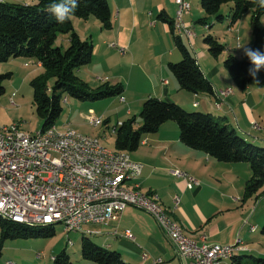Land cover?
Returning <instances> with one entry per match:
<instances>
[{"label":"crops","instance_id":"obj_1","mask_svg":"<svg viewBox=\"0 0 264 264\" xmlns=\"http://www.w3.org/2000/svg\"><path fill=\"white\" fill-rule=\"evenodd\" d=\"M107 2L112 28L105 31L99 23L98 43L93 44L92 37H82L75 27V23L80 21L72 18L76 33L82 40L91 41L94 47L91 63L76 74L88 84L95 80L100 84L107 82L123 86L124 93L119 97L122 108H117L115 114L117 123L128 120L134 111L140 113L144 100L153 97L173 102L188 112L225 117L245 140L254 143L258 139L254 136L258 131L253 129L252 124L263 110L264 89L253 82L245 91L238 89L219 64H211L212 60L202 46L199 50L195 49L197 35L193 40L185 36L192 40L193 56L212 84L214 94H193L180 89L169 72L168 64L177 63L181 56L177 55L169 25L157 17L163 11L170 20H175V0ZM169 2L170 7L167 6ZM24 4L34 5L36 1L26 0ZM197 14L199 18L204 17L201 8ZM182 21L192 30L191 24L195 19L190 12L182 16ZM142 31L147 33L144 35ZM181 34L179 36L183 41ZM61 38L67 46L68 35H61ZM143 42L147 45L153 43L152 48L146 49L149 46L142 45ZM33 65L34 70L29 74L43 71L39 62L37 66ZM144 86L146 90L141 92L139 89ZM226 90L228 94L222 95L221 92ZM86 108L89 113L93 111L90 105ZM126 154L142 166L140 190L157 199L170 219L181 227L185 237L199 245H235L239 242L244 246V251L223 264H245L246 256L264 259V210L257 211L259 205L253 206L252 198L242 202L245 183L251 176L248 164L217 162L202 151L188 148L181 143L178 126L172 121L164 123L156 133L143 136L133 155ZM173 170L193 178L196 184L188 188L187 180L172 175ZM175 197L179 199L176 207L173 203ZM102 226V229L86 230L83 234L97 245L118 252L127 263L153 264L160 259V264H183L153 217L141 209L127 207L114 220ZM124 231H129L134 240L125 239L122 236ZM143 253L147 255L145 260L141 258Z\"/></svg>","mask_w":264,"mask_h":264},{"label":"trees","instance_id":"obj_2","mask_svg":"<svg viewBox=\"0 0 264 264\" xmlns=\"http://www.w3.org/2000/svg\"><path fill=\"white\" fill-rule=\"evenodd\" d=\"M34 5L0 1V64L10 59H35L42 67V73L30 81L32 104L36 115L42 120L41 132L50 130L62 113V103L66 97L79 102H96L120 97L124 88L121 84L103 83L92 89L78 76L77 71L88 66L93 58V44L82 40L73 27L72 19L64 24L56 21L47 5L53 0H35ZM232 4V22L248 12L253 37V49L264 52V9L255 6L253 0H200V8L206 17L197 23L208 26V17L221 22L219 14L222 5ZM90 16L99 21L101 29L112 28V16L107 0H79V7L73 18L86 20ZM167 23L173 35L174 45L181 59L169 63L168 70L176 79L180 89L193 94L213 95V87L204 76L193 54L175 32L174 22L165 12L157 17ZM177 34V35H176ZM61 35H68V45L64 48L55 42ZM209 53L217 57L225 51L217 39L211 35L203 38ZM235 86L245 91L253 82L264 89V68L257 73L258 84L248 74L250 63L246 57L227 56L223 62ZM11 73L0 75V97L4 94L2 82L10 80ZM53 84L48 92V82ZM141 125L136 129L135 118L120 123L115 129L114 148L121 153L135 152L143 136L156 133L166 122L177 124L182 144L199 150L221 163H246L251 176L245 183L242 202L257 199L264 186V148L245 140L228 123L225 117L213 116L202 112H188L179 105L149 97L142 103L139 113ZM107 122H104L106 125ZM103 124V123H102ZM1 241L10 238H37L54 235V226L26 227L0 218ZM264 229V226H263ZM0 241V251H1ZM80 257L93 264H131L113 250L103 248L84 235L80 240ZM235 255L232 257L234 258ZM245 264H264V259L246 256ZM241 260V259H239ZM238 260V261H239ZM53 264H73L65 250L52 258Z\"/></svg>","mask_w":264,"mask_h":264},{"label":"built area","instance_id":"obj_3","mask_svg":"<svg viewBox=\"0 0 264 264\" xmlns=\"http://www.w3.org/2000/svg\"><path fill=\"white\" fill-rule=\"evenodd\" d=\"M175 4L181 32L191 38L193 33L182 21V16L189 13V3L175 0ZM221 94L227 95L228 90ZM99 122H102L100 118H87L92 127L99 126ZM9 126L11 134L0 135V211L16 222L40 225L62 220L64 231L68 233L74 232V226L106 224L125 208L135 207L153 217L183 264H223L227 253L245 250L239 242L199 245L187 237L176 236L173 227L147 200L129 199L120 194L118 185L140 186L141 164L131 159L114 160L95 147L94 140L77 136L78 145H70L68 139H62V143L55 146H44L43 137H35V133L14 135L13 124ZM116 126L111 129L114 135ZM171 174L186 179L188 188L196 184L179 170ZM178 202L175 197V207ZM122 236L134 240L129 231H124ZM141 258L145 260L147 255L143 253ZM160 263V259L153 261V264Z\"/></svg>","mask_w":264,"mask_h":264},{"label":"rangeland","instance_id":"obj_4","mask_svg":"<svg viewBox=\"0 0 264 264\" xmlns=\"http://www.w3.org/2000/svg\"><path fill=\"white\" fill-rule=\"evenodd\" d=\"M0 1L15 2L20 4H24L26 2V0ZM199 1L200 0L187 1V3H189L190 5L189 12L195 19L194 24H191V32L193 33L191 39L193 40L197 35V44L195 49L199 50L202 46L212 60L211 64H219L221 69H223L225 73L228 74L227 70L223 66V62L227 58V56L231 55L238 58H244L245 56L243 55L242 47H252L253 37L250 28L251 14L250 12L243 14L238 20L232 23V4L228 3L222 5L220 9L219 14L223 16V20L221 22L216 21L215 17H208V26H203L197 23V20L200 19L199 15L197 14L198 9H200ZM170 5V2L169 4L167 3V6L170 7ZM204 17L206 16L204 15ZM77 21L80 22L75 23L76 31L79 32L80 35L84 38L92 37V42L94 41L93 44L98 43L97 38H99L98 36L100 33L99 22L92 16H90L86 20L78 19ZM261 21L264 25V15ZM146 33L147 32L142 31V34L145 35ZM207 35L215 37L217 41L225 47V51L222 52L219 56H212L208 51V47L203 43V38ZM181 36L183 38L184 44L193 54L192 45L190 43L192 42V40L187 39L185 34H181ZM151 37L152 36H150V39ZM58 38L59 39H57L55 45L62 46L64 48L66 46L63 43L64 39L61 38V36H59ZM152 44L153 43H151V45H147L145 42L142 43V45L149 46L146 48L148 50H150L149 48H152L150 47L152 46ZM177 55H180L178 51ZM179 61L180 59L176 62ZM24 62L29 64L24 65ZM33 64L37 66L38 61L35 59L24 60L23 58L10 59L6 63L0 64V75L11 73V79L4 80L2 82V86L4 87V94L0 97V133L3 129H10L11 126L9 125L12 124L13 127L15 126L18 131L27 136L29 134H36L41 131L42 120L36 115L35 108L32 104V88L30 86V81L35 76L40 75L42 71L38 70L29 74V72L34 70ZM203 64L206 63L203 61ZM78 77L83 82H86L80 76ZM94 81L93 83L90 82V84H88V82L86 83L92 89L101 86L99 81ZM52 84L53 80L48 82V92H50ZM109 84L114 85L113 83ZM139 90L141 92H144L146 90L145 86ZM65 99L66 100L62 103V113L55 123V130H53V132L62 133L71 131L81 136L97 138L105 148L115 151V135L112 133L111 129L115 125L119 124L116 122L115 117L117 111L116 109L122 108L121 106H119V97L107 98L96 102H79L69 97H66ZM89 105L91 106V108H93L92 114L89 113V110L86 108ZM259 115L260 116L257 115L256 121L252 124L253 129H255V131H258V134L254 135L258 139L254 140V143L264 148V107L262 111L260 110ZM89 117L100 118L103 124H101L99 127L94 128L87 123V118ZM133 117L135 118L134 126L137 129L141 125L139 112L134 111L129 118ZM104 122H107L106 125H104ZM128 154L133 155L131 152H128ZM247 167H249V165ZM259 195L261 196L258 199L255 200V198L253 197L251 201L253 206L259 205L257 211L264 210V186L259 191ZM106 224H101L100 226L84 225L79 231L68 233L64 231L62 224H56L53 227L54 235L51 237H7L2 241V232L0 227V264H53L52 258L58 255L63 250H65L66 253L70 256L71 262L73 264H78L79 262L84 261L80 257V240L83 236V233L86 230H92L96 228L102 229V225ZM89 264L93 263L89 262Z\"/></svg>","mask_w":264,"mask_h":264},{"label":"bare ground","instance_id":"obj_5","mask_svg":"<svg viewBox=\"0 0 264 264\" xmlns=\"http://www.w3.org/2000/svg\"><path fill=\"white\" fill-rule=\"evenodd\" d=\"M184 3H187V2L184 1ZM189 11H190V5H189ZM174 23H175L174 24L175 32L181 33V25H180L177 14H176V19H175ZM101 124H102V122H99V126ZM99 126H94V128L99 127ZM10 134H11V128L10 129H3L2 132L0 133V135H10ZM13 134L14 135H20V136H27V135L23 134L22 132L18 131L15 126L13 127ZM77 136L79 137V139H82V140H94L95 147H99L100 149H102V151L106 152L108 155H111L114 160H130L129 156L126 153H121V152H117V151H113V150L105 148L101 144L100 140L97 138L81 136V135H78V134L71 132V131H66V132H62V133H55V132H53V129H50V130H47L44 132L40 131V132L35 134V137H43L42 138V145H44V146H55V143H62V139H68V143H70V145H78V137ZM118 192L120 194H124V195L128 196L129 199H138L139 198L142 200H147L149 205L153 209H155L159 212V215L161 216V218H164L166 223L168 225H170L171 227H173L176 236L185 237L183 235L181 227L176 222H174L170 219L169 215L158 204L157 199L154 197L148 196L146 194H143L142 191L140 190V186L132 187L130 185H118ZM0 218H2L3 220L9 221V222H13L16 224H20V225H24L26 227H32V228L48 227V226H54L56 224H62V220H54L53 223H42L40 225H34L30 222H16L15 220L11 219L10 216L6 215V213H4L2 211H0ZM80 229H81V226H74V232H77ZM241 251H244V250H241ZM241 251H233V252L227 253L226 254V261L232 259V257L234 255H236L237 253H239Z\"/></svg>","mask_w":264,"mask_h":264},{"label":"clouds","instance_id":"obj_6","mask_svg":"<svg viewBox=\"0 0 264 264\" xmlns=\"http://www.w3.org/2000/svg\"><path fill=\"white\" fill-rule=\"evenodd\" d=\"M253 3L260 9H264V0H253ZM78 7L79 0H53L47 5V10L55 17L58 23L64 24L74 17ZM242 49L243 55L250 63L248 74L258 84L257 73L264 68V52L246 46L242 47Z\"/></svg>","mask_w":264,"mask_h":264}]
</instances>
